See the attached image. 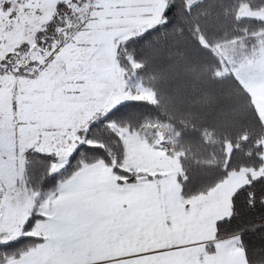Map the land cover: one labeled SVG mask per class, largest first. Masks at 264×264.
Listing matches in <instances>:
<instances>
[{"label":"snow or ice","instance_id":"snow-or-ice-1","mask_svg":"<svg viewBox=\"0 0 264 264\" xmlns=\"http://www.w3.org/2000/svg\"><path fill=\"white\" fill-rule=\"evenodd\" d=\"M141 7L0 0V264H226L237 248L248 258L238 229L220 235L236 212L206 228L155 150L112 120L127 101L109 109V83L139 64Z\"/></svg>","mask_w":264,"mask_h":264},{"label":"trees","instance_id":"trees-1","mask_svg":"<svg viewBox=\"0 0 264 264\" xmlns=\"http://www.w3.org/2000/svg\"><path fill=\"white\" fill-rule=\"evenodd\" d=\"M190 1L169 0L166 22L135 46L139 64L126 74L149 89L155 102L129 100L112 120L132 131L148 125L167 130L168 155L178 160L181 188L194 199L232 174L258 171L264 164V121L253 94L233 72L236 58L228 53L241 59L262 52L264 19L238 17L243 6L256 10L258 0ZM226 67L229 73L221 75ZM32 171L29 164V177ZM248 177L249 184L232 198L236 215L220 226V235L226 238L238 229L248 264H264V228L253 230L264 225V176Z\"/></svg>","mask_w":264,"mask_h":264},{"label":"rangeland","instance_id":"rangeland-1","mask_svg":"<svg viewBox=\"0 0 264 264\" xmlns=\"http://www.w3.org/2000/svg\"><path fill=\"white\" fill-rule=\"evenodd\" d=\"M197 1L200 0H192L189 4H194ZM136 2L144 5V7L137 9L134 14L135 18L138 20V24L134 25V27L138 32L146 33L149 30L159 27L166 22L165 13L169 5V0H136ZM238 17L264 19V12L252 10L248 6H243L239 11ZM262 48V52L257 53L256 51L253 54H246L241 59L238 58V54L236 55L235 52H228L230 56H234L236 58L235 61L237 62V68L234 69L233 72L237 75L239 74L238 76L243 82L244 86L251 92V94L254 95L260 90H264V47ZM214 50L218 52L219 48L215 47ZM227 73H229V69L226 67L220 74L224 75ZM125 88L127 91H125ZM109 89V95L106 97V104L109 109L115 107L121 102H124V100L132 98L137 100H147L152 103L155 102L153 93L149 89H146L140 83V81L136 80L135 77L131 78V76H127V74H125L124 78L119 80H117L114 76L109 83ZM112 89H114V91ZM105 115L106 111L102 110L97 112L93 119L96 121L101 116ZM145 132L151 136V141H148L149 144L146 138L143 136L145 135ZM132 133L133 141L138 142L141 149L149 147L152 150H159V153H164L167 157L174 159L177 162L178 167L181 169L178 160L168 155V152L171 149V139L167 130L155 125H148L143 131H132ZM231 151L232 148L228 147V154H230ZM251 171L256 172L254 170ZM262 172H264V166H262V168L257 171V173H260V176L263 177L264 173ZM10 174L14 175L15 170L13 169Z\"/></svg>","mask_w":264,"mask_h":264},{"label":"crops","instance_id":"crops-1","mask_svg":"<svg viewBox=\"0 0 264 264\" xmlns=\"http://www.w3.org/2000/svg\"><path fill=\"white\" fill-rule=\"evenodd\" d=\"M253 96L257 110L264 121V90H260L255 95L253 94ZM129 100L137 99L132 98L124 101ZM144 134L145 135L143 136L146 138L147 142H150V134L146 132ZM149 150L151 151L152 149L149 148ZM159 152V150L155 149L154 154L159 156V158L163 161V167L172 174L178 186L181 187L179 178L182 175V172L178 167L177 162L174 159L167 157L164 153ZM249 175H251V178H259L261 174L257 173V171H244L232 174L226 181L217 186L209 194L194 198L198 205H202V207L198 208V212L199 215L205 220L206 228L212 230L214 221L220 220L221 218L230 216L232 214V198L238 190L249 184ZM220 258L222 261H225L226 264H248V261L245 258V253L240 248H237L234 251H229L227 254H222Z\"/></svg>","mask_w":264,"mask_h":264}]
</instances>
